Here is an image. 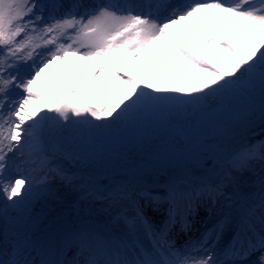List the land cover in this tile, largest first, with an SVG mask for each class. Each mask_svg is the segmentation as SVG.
I'll list each match as a JSON object with an SVG mask.
<instances>
[{"label":"snow or ice","instance_id":"obj_1","mask_svg":"<svg viewBox=\"0 0 264 264\" xmlns=\"http://www.w3.org/2000/svg\"><path fill=\"white\" fill-rule=\"evenodd\" d=\"M54 65L80 79L66 90L43 81ZM257 92L264 120V0H0V206L52 195L59 180L112 210L103 228L0 233V264H264V142L209 148L195 180L178 175L159 195L101 188L60 166L69 130L115 124L163 140L218 101ZM197 219L202 230L177 246L175 229L188 232Z\"/></svg>","mask_w":264,"mask_h":264},{"label":"rangeland","instance_id":"obj_2","mask_svg":"<svg viewBox=\"0 0 264 264\" xmlns=\"http://www.w3.org/2000/svg\"><path fill=\"white\" fill-rule=\"evenodd\" d=\"M218 30L222 35H225L230 43H234L222 24L218 25ZM195 46L202 55L215 62L214 57L202 43L197 42ZM56 66L58 67V65ZM64 66L67 67V65ZM217 66L220 65L217 64ZM128 70L135 74L134 65H131ZM48 74L46 73L45 76ZM133 76L143 79L140 73ZM175 79L179 80L180 77L177 75ZM234 99L236 102H242L243 99L247 102L252 100L256 106L255 108L246 106L247 109L242 107L243 110L236 111L229 107L230 102L221 103L218 101L211 112L184 123V132L181 135L177 136L173 131L163 140H161V136H164L163 132H146L143 128L132 129L119 125H112L97 134L77 133L73 135L69 130L65 148L73 156L69 158L72 160L71 166L80 171L75 176H92L101 188L112 184H133L139 188H154L159 194H163L167 186L166 183L178 175H188V178L195 180L198 174L204 170V162L209 157L203 153L209 148L216 150L220 145H223L227 150L240 149L249 145L251 139L257 136L264 139V120H262L260 112L259 93L257 92L253 97L239 96L231 101ZM89 119L92 120L91 117ZM200 121H202L200 124L202 127L199 131ZM92 123L107 124V121L92 120ZM254 123L257 127L248 129ZM237 136H242L241 144H237V141L232 138ZM229 143L230 145H228ZM60 159L62 162L69 160L66 156H62ZM77 193V202L73 205L78 204V208H73L72 211L68 210L61 217L55 219L44 218L36 223L37 231L33 232L45 233L54 225L77 224L79 218L92 220L96 227H105L112 211L105 205L106 211L96 215L94 208V204L98 200L103 202V199L98 197L92 201H80L79 192ZM176 234L177 232H174V237Z\"/></svg>","mask_w":264,"mask_h":264},{"label":"bare ground","instance_id":"obj_3","mask_svg":"<svg viewBox=\"0 0 264 264\" xmlns=\"http://www.w3.org/2000/svg\"><path fill=\"white\" fill-rule=\"evenodd\" d=\"M134 66L135 74L133 72L132 75L136 76L140 72L137 66ZM58 67L54 65L53 68L50 69L49 74L42 78V80L55 83L58 86H62L63 89H68L72 86L74 78L77 80L80 79L81 74L78 71L69 70L67 67L61 65H58ZM84 75H87V70ZM140 76L142 75L140 74ZM142 80L143 79H141V81ZM37 107H40V105L38 106L37 104ZM43 114H45V112H41V115ZM48 114L53 115L52 113ZM66 138H68V134ZM66 157L67 159L73 157L70 151H68ZM67 161L68 162H62L60 159V166L64 168L70 176L78 174L80 171L71 166L72 160L69 159ZM50 188L53 193L52 195L41 197L39 194H36L27 204L22 203L16 207L7 208L0 206V233L11 236L17 230L33 232L36 230V223L44 218L55 219L61 217L62 214L68 210L72 211L74 208L73 203L77 202L78 193L65 187L59 180L53 181L50 184ZM10 203L11 202H9V204ZM94 208L96 209V215H100L101 212L106 211V206L102 200H98L96 204H94ZM109 210L112 211L111 209Z\"/></svg>","mask_w":264,"mask_h":264},{"label":"trees","instance_id":"obj_4","mask_svg":"<svg viewBox=\"0 0 264 264\" xmlns=\"http://www.w3.org/2000/svg\"><path fill=\"white\" fill-rule=\"evenodd\" d=\"M246 106H247V108H255L256 104L252 103V100L247 102V100L243 99L242 102H236V100L234 99V101H230V106L229 107L232 110L241 111V110H243L242 107L246 108ZM201 122L202 121H200L199 124H198V130L199 131H200L201 127H202V125H200ZM206 127H207V125H206ZM256 127H257V125H256V123H254V124H251L250 128H248V129H255ZM207 128H209V127H207ZM194 134H195V131H194ZM232 138H234V140L237 141V143L241 142V140H242V136L241 137L237 136V137H232ZM228 145H230V143ZM191 146L194 147L195 145H191Z\"/></svg>","mask_w":264,"mask_h":264},{"label":"water","instance_id":"obj_5","mask_svg":"<svg viewBox=\"0 0 264 264\" xmlns=\"http://www.w3.org/2000/svg\"><path fill=\"white\" fill-rule=\"evenodd\" d=\"M81 222L86 223V224H89L88 221H80V220H79V223H81ZM79 223H78V224H79ZM90 224H91V223H90ZM90 224H89V225H90Z\"/></svg>","mask_w":264,"mask_h":264}]
</instances>
